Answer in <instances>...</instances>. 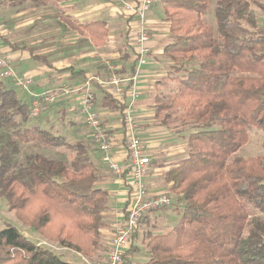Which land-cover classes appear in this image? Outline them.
Wrapping results in <instances>:
<instances>
[{
  "label": "trees",
  "instance_id": "trees-1",
  "mask_svg": "<svg viewBox=\"0 0 264 264\" xmlns=\"http://www.w3.org/2000/svg\"><path fill=\"white\" fill-rule=\"evenodd\" d=\"M212 1H161L171 35L164 54L183 74L175 77L171 96L156 97L155 116L168 111L161 125L192 128L187 157L165 173L169 191L183 204L180 218L167 232L145 233L144 264H264V154H240L253 132L264 131V29L255 11H264V0H215L216 25L206 19ZM85 28L96 45L108 34L103 21ZM10 81L0 80V197L24 224L46 235L53 231L62 247L94 257L102 248L109 192L99 185L92 149L30 125V98L19 96ZM101 86L95 104L100 91L122 115L125 101ZM10 133L19 142L65 148L79 158L68 163L34 153L18 164L19 143L9 142ZM137 249L129 247L123 264ZM0 264L76 263L7 224L0 230Z\"/></svg>",
  "mask_w": 264,
  "mask_h": 264
},
{
  "label": "crops",
  "instance_id": "crops-1",
  "mask_svg": "<svg viewBox=\"0 0 264 264\" xmlns=\"http://www.w3.org/2000/svg\"><path fill=\"white\" fill-rule=\"evenodd\" d=\"M37 1L42 3L38 5L37 10L39 11L36 12L34 19L29 17L26 20L27 22L18 23L15 20L12 22L16 23V31L7 35L12 37L13 41H5L0 38V50L11 59L17 73L33 78L32 89L35 92L40 93L57 85L80 84L92 76L105 78L112 72L125 76L134 73L136 64H134L133 51L135 47L131 32L135 25V19L126 15L118 0H103L104 2L102 3L99 0ZM159 1L156 0L148 15L153 35L151 42L152 53L138 80L140 96L137 101L138 133L146 140L147 154L152 160L151 170L147 178V189L153 195L160 192L169 193V189L163 188H169V184L165 180L163 187L156 186L157 178L161 177L162 179L164 173L160 172L161 167L155 166L153 158L158 159L168 156L167 159L172 166L177 164L174 163L176 160L181 161L187 157L189 150L183 153L181 151L183 149L181 147L186 141L179 140H183L186 135H183V138L180 137L181 139L178 136L175 138L174 133L169 131L172 128L161 124L159 126L148 124L153 121L152 117L154 118L156 110L153 114L151 113L154 111V107H151L148 102L146 89L149 87L148 82L150 83L152 77L163 72L160 56L164 54V48L171 40L169 22L165 19V15H162L160 8L156 7ZM161 5L164 14L162 2ZM33 10H36V8H33ZM15 14L17 13H14L13 17H15ZM35 19L42 20L44 28L37 40L36 36L32 34V23ZM96 21H103L108 31L101 45L94 43L89 31L85 28L87 24ZM52 24H55L54 26L68 27L69 34L63 37L64 34L56 30V28L51 29ZM20 30L22 33H20ZM51 41L53 44L50 45L49 42ZM20 42L22 43L19 44ZM69 67L73 70H65ZM97 85L100 84L94 81L95 93ZM101 87L106 89L103 85ZM22 97L28 99L25 93H22ZM96 97V109L101 114L103 123L112 138L110 153L118 162L125 164L127 162V148H125V126L121 112L109 108L103 101L100 91H97ZM73 99L74 97L62 99V105L63 107L71 105V107L75 108L77 115L85 124L79 108L72 102ZM90 157L101 170L102 177L99 185L109 192L106 212L104 211L103 214L108 222L101 230V239L105 242L102 259L92 261L77 253L85 262L93 264L107 259L111 240L126 218L130 192L126 178L112 173L107 163L103 160L102 152L97 147L90 151ZM171 166L163 168L168 169ZM177 199L179 203V197ZM27 236H29L28 233ZM143 242V239L135 237L131 245L138 248ZM140 251L138 248L135 253L131 254L127 264H135L134 255L138 254H140V258H138L139 261L137 263L141 262L140 264H144L147 262L149 259L147 250L145 256Z\"/></svg>",
  "mask_w": 264,
  "mask_h": 264
},
{
  "label": "built area",
  "instance_id": "built-area-1",
  "mask_svg": "<svg viewBox=\"0 0 264 264\" xmlns=\"http://www.w3.org/2000/svg\"><path fill=\"white\" fill-rule=\"evenodd\" d=\"M118 2L126 15L135 19L131 38L137 60L132 75L125 76L112 72L105 78L92 76L80 84L60 85L36 93L32 89L33 78L17 73L11 59L0 50V73L4 78L11 79L16 87L29 94L32 118L39 116L48 104L70 98L73 94L80 95V114L92 133L96 147L102 152L103 160L113 174L126 178L130 192L126 218L111 240L107 259L94 264H123L126 251L132 244L133 234L145 217L172 204V198L168 192L153 195L147 189L152 160L147 154L144 139L138 133L137 101L140 96L138 80L152 53L153 35L148 15L156 0H118ZM107 64L112 68L109 62ZM94 81L103 85L115 98L124 100L126 103L122 113L125 126V148H127L125 164L118 162L110 153L112 138L103 123L101 114L96 109Z\"/></svg>",
  "mask_w": 264,
  "mask_h": 264
},
{
  "label": "rangeland",
  "instance_id": "rangeland-1",
  "mask_svg": "<svg viewBox=\"0 0 264 264\" xmlns=\"http://www.w3.org/2000/svg\"><path fill=\"white\" fill-rule=\"evenodd\" d=\"M160 0L156 7L162 12V5H161ZM100 3L104 2L103 0H99ZM41 1L37 0H0V38L3 40H9L10 42L13 41L12 37L8 36L7 34H11L12 32L16 31V23H12L14 20L15 22L22 23V22H27L26 20L31 17L34 19L36 17V12L38 5H41ZM215 0H213L209 6L208 9V14L206 15V19L216 25V18H215ZM33 8H36V10H33ZM156 8V10H158ZM258 22H259V28L264 29V11L256 8L255 9ZM15 14V17H13V14ZM12 23V24H11ZM59 25L61 23H58ZM55 24L51 25V29L56 28L59 32H61L63 37L65 35L69 34V29L68 27L64 26H54ZM63 25V24H61ZM33 30L32 34L36 36V40L39 38V35L43 32V24L42 20H37L35 19L32 23ZM15 28V29H14ZM21 29V27H19ZM68 29V30H65ZM20 33L21 30H20ZM13 36V35H12ZM71 38V37H70ZM68 38V39H70ZM20 42L19 44H21ZM38 44V43H36ZM49 44H53L52 41L49 42ZM164 44V43H163ZM162 44V45H163ZM160 60L162 62V70L163 72L160 73L157 76L152 77V80L150 81L149 87L146 89V97L148 98V102L150 103L151 107H154V111L151 112L152 114L156 110V97H169L172 95L174 90L176 89L177 81L175 79L176 76H179L180 74H183V71H176L177 69L175 68L177 64L175 61L170 60L169 57L165 54H162L160 56ZM111 63V62H110ZM0 80L6 81L10 85V79L4 78L1 73H0ZM58 86V85H57ZM56 87V86H55ZM16 88L19 96L22 97V93L27 94L29 97V94L22 90L19 87H14ZM53 88V87H51ZM44 91V90H43ZM38 93V92H36ZM70 97H74L73 101L75 106L78 108L80 107V95L79 94H73ZM23 98V97H22ZM170 112L168 111H162L161 115L156 118L152 117L151 122L148 124H153L159 126L161 123V120L163 117ZM156 115V114H155ZM176 116H173V119H175ZM38 123L45 127L46 129H49L55 133H60L63 134L66 139L72 143H75L77 141H82L86 145H88L89 148L93 150V148H96V145L93 141L92 138V133L90 129L83 123L81 118L77 115L76 109L71 107V105H67L66 107H63L62 105V99L57 100L55 103L48 104L45 106L43 109L42 113L35 117L31 118L30 120V125ZM168 128H172L169 130L171 133H174V137L180 138L183 135H188L189 131L191 130V125H186L183 124L182 122H175L171 123L169 125H165ZM4 131L0 129V138L1 134H3ZM166 133V132H165ZM181 133V134H180ZM184 133V134H183ZM180 134V135H177ZM164 135V134H163ZM162 135V136H163ZM183 138V140L179 141H186L184 145L181 147L182 153L186 150H188V144H187V138ZM171 137V136H170ZM188 137V136H187ZM9 142H17L19 143V153L17 157V163L18 164H23L26 161V158L34 153H42L45 154L49 157H53L55 159L63 158L66 162L71 163L74 159H78L79 156L75 151H70L65 148H58V149H49L48 147H44L43 145H38L35 143H23L17 141V139L14 137L12 133L8 136ZM1 141H4L0 139ZM146 148H147V142L146 140ZM241 155H245L247 157H256L258 155L264 154V131H255L251 134V138L249 142L240 150ZM167 157H160L158 159L153 158L155 162L156 167H161V171L163 172V178L158 177L156 180V186L158 187H163L164 186V180H165V173L169 169H164L163 167L166 166H171V163L167 159ZM177 159V158H176ZM181 161L176 160L174 163H179ZM95 163V162H94ZM96 164V163H95ZM161 180V181H160ZM164 189H169L167 187H163ZM171 198H172V204L171 207L168 208H162L158 211L152 212L150 215H148L143 222L141 223V226L138 229V237L139 239H143L144 235L147 231L151 230L154 232H167L169 231L179 220L180 218V212L182 209V203H178V195L174 192L169 191ZM179 210V211H177ZM106 212V211H105ZM104 214V212H103ZM103 221L106 226L108 220L104 217L103 215ZM12 225L15 226L17 229H19L22 233L29 234V237L31 240H33L36 243H42V246L54 251L57 255H59L63 260L71 262V263H76V264H88L87 262L84 261L82 257L77 255V252L69 249V248H64L62 247L58 240L53 236V231L51 233L43 234L40 232H37L35 229L31 228L30 226L24 224L21 220L18 219V217L15 215L14 211H11L8 208L6 200L0 197V230L5 228L6 225ZM168 224V226H167ZM55 235V234H54ZM138 240V239H137ZM137 242V241H136ZM102 248L98 250V252L94 255V257L89 258L92 261H99L101 256L103 255V250L105 249V242L102 241ZM142 253L143 256L146 254V248L144 243L140 244L138 247ZM138 255H134V260H136L135 264H140L141 262L137 263L138 258H140ZM108 257V256H107ZM143 259V258H141ZM143 261V260H142Z\"/></svg>",
  "mask_w": 264,
  "mask_h": 264
}]
</instances>
